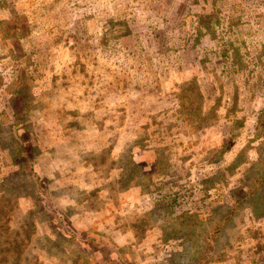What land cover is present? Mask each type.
Masks as SVG:
<instances>
[{"label": "rangeland", "instance_id": "obj_1", "mask_svg": "<svg viewBox=\"0 0 264 264\" xmlns=\"http://www.w3.org/2000/svg\"><path fill=\"white\" fill-rule=\"evenodd\" d=\"M0 264H264V0H0Z\"/></svg>", "mask_w": 264, "mask_h": 264}, {"label": "trees", "instance_id": "obj_2", "mask_svg": "<svg viewBox=\"0 0 264 264\" xmlns=\"http://www.w3.org/2000/svg\"><path fill=\"white\" fill-rule=\"evenodd\" d=\"M181 101H182V103H184V100L183 99Z\"/></svg>", "mask_w": 264, "mask_h": 264}]
</instances>
